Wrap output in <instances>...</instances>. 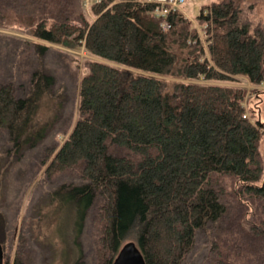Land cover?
<instances>
[{"label":"trees","instance_id":"16d2710c","mask_svg":"<svg viewBox=\"0 0 264 264\" xmlns=\"http://www.w3.org/2000/svg\"><path fill=\"white\" fill-rule=\"evenodd\" d=\"M41 1L36 3L43 12L18 18V24L48 43H83L98 59L88 62L81 78L77 120L43 161L50 160L48 178L82 165L85 183L50 193L74 229L71 264H83L77 239L97 198L102 264H112L126 242L138 246L145 264H182L196 231L224 212L209 184L213 174L234 177L261 201L263 228L257 232H264V179L257 184L263 175L264 91L250 98L249 118H243L244 91L220 84L239 76L264 82V30L239 25L233 0L211 2L197 18L206 28L205 53L197 35L193 45L187 43L190 25L177 10L167 15L164 28L153 14L156 5L145 0H100L92 4L91 21L66 5L56 12ZM34 48L39 58L47 50ZM159 77L185 82L164 91ZM52 84L53 76L36 70L23 97L10 83L0 85V129L15 147H33L45 138L46 126L36 117ZM108 142L141 158L112 155Z\"/></svg>","mask_w":264,"mask_h":264},{"label":"rangeland","instance_id":"374dc122","mask_svg":"<svg viewBox=\"0 0 264 264\" xmlns=\"http://www.w3.org/2000/svg\"><path fill=\"white\" fill-rule=\"evenodd\" d=\"M216 1L219 0H191L179 9L190 25L187 43L193 45V36L197 35L205 53L206 28L197 18L203 6ZM233 1L239 8V25L246 24L250 30L259 26L264 30L263 0ZM41 2L56 12L66 5L68 11H80L89 21L94 18L92 4L86 6L84 0ZM43 10V6L37 7L36 0H0V85L10 83L20 98L29 92L30 78L36 70L53 76V84L42 98L36 117L39 126H46L45 138L33 147L29 144L15 147L7 131L0 129V244L3 264H15L17 259L22 264H71L76 255L71 245L74 229L67 214L51 203L50 193L61 185L85 183L82 165L48 178L44 171L50 160L46 164L43 161L48 150L59 148L77 120L81 78L88 72V62L98 59L85 50L83 43L76 44L71 39L61 44L48 43L32 37L27 27L18 24V18ZM35 44L47 47L40 58ZM159 78L164 91L171 90L175 82L184 81L178 77ZM220 84L239 87L245 95L254 92L240 76L236 81ZM262 131L259 153L263 175L257 184L264 179V128ZM108 152L133 161L141 158L110 142ZM209 184L218 193L224 212L217 220L208 221L196 231L194 245L182 264H216L219 259L232 264H264V232H257L263 228L261 201L245 193L240 183L230 175L213 174ZM100 205L101 200L97 198L87 212L82 233L77 239L83 264H102L103 261V256L98 253Z\"/></svg>","mask_w":264,"mask_h":264},{"label":"built area","instance_id":"2783aa9c","mask_svg":"<svg viewBox=\"0 0 264 264\" xmlns=\"http://www.w3.org/2000/svg\"><path fill=\"white\" fill-rule=\"evenodd\" d=\"M98 1H100V0H84L86 6H89V5H91V4L95 3V2H98ZM188 1H191V0H145L146 3H150V4H155L156 5V8L153 11V14L162 18L161 25L164 28L168 27L167 22H166L167 15L171 11L179 10L180 7L183 4H185L186 2H188ZM242 78L246 82H248L247 86L250 89H253V90H264V83L263 82L260 83V84H257V85H253V84H251L249 82V80L247 78H245V77H242ZM252 95H253V92H249L248 95L246 94L245 101H246V99L249 96H252ZM244 107H246V103H244ZM243 118H248V113L246 111L243 114ZM251 122H253V120H251Z\"/></svg>","mask_w":264,"mask_h":264},{"label":"water","instance_id":"95a60500","mask_svg":"<svg viewBox=\"0 0 264 264\" xmlns=\"http://www.w3.org/2000/svg\"><path fill=\"white\" fill-rule=\"evenodd\" d=\"M0 264H3V248L1 244ZM112 264H145V262L138 246L133 242H126L118 250Z\"/></svg>","mask_w":264,"mask_h":264}]
</instances>
